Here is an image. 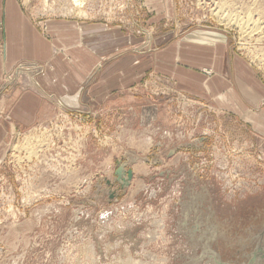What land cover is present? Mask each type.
<instances>
[{
	"label": "rangeland",
	"instance_id": "1",
	"mask_svg": "<svg viewBox=\"0 0 264 264\" xmlns=\"http://www.w3.org/2000/svg\"><path fill=\"white\" fill-rule=\"evenodd\" d=\"M82 1L76 17L72 0H18L38 24L100 23L136 38L110 57L134 51L154 58L173 44L222 43L264 83V0ZM220 6L233 13L250 7L263 32L216 18ZM183 60L192 62L186 53ZM15 68L19 77L7 73L4 92L40 70ZM172 78H146L138 91L113 97L121 105L103 116L95 106L61 103L49 120L8 133L0 158V264H264L258 121L222 115ZM119 164L132 170L123 187L114 174Z\"/></svg>",
	"mask_w": 264,
	"mask_h": 264
},
{
	"label": "crops",
	"instance_id": "2",
	"mask_svg": "<svg viewBox=\"0 0 264 264\" xmlns=\"http://www.w3.org/2000/svg\"><path fill=\"white\" fill-rule=\"evenodd\" d=\"M135 39L120 30L110 32L100 23L44 20L38 24L18 0H0V158L10 131L49 120L61 103L62 107L95 106L103 116L106 109L121 105L119 99L113 104V97L138 91L146 78L165 82L167 75L174 76L175 87L186 85L222 115L250 114L258 121L252 130L264 136V83L243 61L232 60L225 44L212 46L206 41L207 46H199L196 40L195 45L160 49L154 58L140 59L134 51L110 57ZM184 53L191 58L190 64L184 62ZM200 59L206 63L195 66L201 65ZM18 64L40 70L28 76L24 87L16 85L4 92L6 74L19 77ZM144 97L152 102L150 94Z\"/></svg>",
	"mask_w": 264,
	"mask_h": 264
},
{
	"label": "bare ground",
	"instance_id": "3",
	"mask_svg": "<svg viewBox=\"0 0 264 264\" xmlns=\"http://www.w3.org/2000/svg\"><path fill=\"white\" fill-rule=\"evenodd\" d=\"M72 1L76 5V11L77 12L75 13V16L76 17H82L83 16V8H82L83 1L82 0H72ZM44 2L46 3L47 0H44ZM234 12L235 13H233L232 10H230V9L227 10V9L223 8L222 6H220L217 9V11L215 13H213V15H215L216 18L218 17V19L223 20V21H225L226 23H228L230 25H234V26L239 27V28L242 27L243 29H248L249 28L250 29L249 32L255 31V33L258 34L259 32L262 31L261 30V26H260L261 21L253 19V16H252L253 10L251 11L250 7H247V8L242 9V10L234 11ZM245 33L248 36L251 35L248 32H245Z\"/></svg>",
	"mask_w": 264,
	"mask_h": 264
},
{
	"label": "water",
	"instance_id": "4",
	"mask_svg": "<svg viewBox=\"0 0 264 264\" xmlns=\"http://www.w3.org/2000/svg\"><path fill=\"white\" fill-rule=\"evenodd\" d=\"M116 179L120 182V186L123 187L128 184L132 177V170L125 169L123 164H119L114 172Z\"/></svg>",
	"mask_w": 264,
	"mask_h": 264
},
{
	"label": "built area",
	"instance_id": "5",
	"mask_svg": "<svg viewBox=\"0 0 264 264\" xmlns=\"http://www.w3.org/2000/svg\"><path fill=\"white\" fill-rule=\"evenodd\" d=\"M70 125V123L68 122V124H66V126H69ZM67 129H68V127H67Z\"/></svg>",
	"mask_w": 264,
	"mask_h": 264
}]
</instances>
